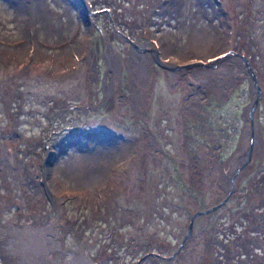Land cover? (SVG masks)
<instances>
[{"label":"rangeland","instance_id":"obj_1","mask_svg":"<svg viewBox=\"0 0 264 264\" xmlns=\"http://www.w3.org/2000/svg\"><path fill=\"white\" fill-rule=\"evenodd\" d=\"M110 1L89 0L107 8L83 18L74 0H0V251L9 253L1 264H213V213L237 189L260 187L258 53V70L250 60L262 88L254 112L260 141L233 190L195 217L190 236L171 253L191 211L227 192V163L249 141L254 90L233 59L177 69L165 63L229 48L250 57V48L264 50V40L247 33L254 11L248 0ZM254 2L264 9V0ZM162 197L171 214L148 227ZM41 237L48 260L38 249ZM82 251L88 256H65Z\"/></svg>","mask_w":264,"mask_h":264},{"label":"trees","instance_id":"obj_2","mask_svg":"<svg viewBox=\"0 0 264 264\" xmlns=\"http://www.w3.org/2000/svg\"><path fill=\"white\" fill-rule=\"evenodd\" d=\"M254 1L248 0V3L253 2V4L250 3V9L253 6L254 11L253 16L251 15L252 21L250 20V28L247 33L251 39H255L254 42L258 43L262 37V40H264V28H262L264 26V9L256 11ZM102 2L111 5L110 0H102ZM249 53L250 58L253 56V65L258 70L255 57L258 53L263 56L264 50L250 48ZM57 73V68H55L51 74L55 75ZM7 75L14 76L12 72ZM36 75V77H39V74ZM262 166H264V158ZM167 173L168 171L162 169L159 172L164 179L167 177ZM258 182L260 187L257 191L243 193L237 189V192L229 194L225 202L213 213L211 221L215 223L214 230L218 231L215 234L217 242L212 255L213 264H264V172L260 174ZM163 189L165 192H161L163 196H168L166 193L168 189L166 187H163ZM161 193H158V196ZM160 201L159 210H153L152 216L155 220L150 221L148 227L150 224H156V218L161 219L164 215L171 214L170 202L163 197ZM176 204H181L177 208L183 213L184 202L177 201ZM166 232L168 233V230Z\"/></svg>","mask_w":264,"mask_h":264},{"label":"water","instance_id":"obj_3","mask_svg":"<svg viewBox=\"0 0 264 264\" xmlns=\"http://www.w3.org/2000/svg\"><path fill=\"white\" fill-rule=\"evenodd\" d=\"M76 5L78 6L83 18H87L88 15H94L96 12H99L100 10L107 8V7H102V8H92L91 7V3L89 2V0H74ZM125 34V33H124ZM126 36H128L127 34H125ZM129 37V36H128ZM129 39L131 40V42L142 48L144 46H141L137 41L131 39L129 37ZM151 49L156 53L157 59L159 62H161V58L157 52V49L154 47H151ZM233 57H236V59H234ZM224 59H233L236 60L238 62H240L241 67L243 68L244 71L248 72V76H249V80H250V84L251 87L254 90V94L252 96L251 102L249 104L247 113L249 115V120H250V127H249V141L247 143V147L245 148V150L243 151L242 155V159L239 161V163H237L236 165H233L231 167V170L229 171V177H230V183H229V187L227 192L221 197L220 200H218L217 202H213L208 204L207 206L204 207H198V208H194L189 216V220L186 222L185 225V230L182 234L181 239L179 240L176 248L171 252L174 253L176 250L179 249V247L187 240V238L190 236L192 229H193V225H194V221H195V217L203 212H208L209 210L215 208L218 203H221L222 201L225 200V198L227 197L228 193L233 190L234 186H235V179L238 175L239 169L244 166L251 158L252 153H253V146L255 143H258L259 140V134H257L256 131V121H255V107L258 103L259 100V96L261 94V82H260V78L254 68V66L251 63L250 57L248 54L243 53L239 50H236L234 48H229L219 54H216L214 56H211L205 60L203 59H198V58H191L188 60H184V61H179V62H174V63H165V65L168 68H173V69H177V68H182L185 66H189L195 63H200L203 65H213L218 61L224 60ZM67 259H76L78 257L81 256H88L86 251H82V252H78L76 254H66L65 255Z\"/></svg>","mask_w":264,"mask_h":264},{"label":"bare ground","instance_id":"obj_4","mask_svg":"<svg viewBox=\"0 0 264 264\" xmlns=\"http://www.w3.org/2000/svg\"><path fill=\"white\" fill-rule=\"evenodd\" d=\"M43 13H44V12H43ZM44 16H45V15H44ZM45 17H46V16H45ZM106 44H107V43H106ZM108 46H109V45H108ZM110 53H111V55H112V54H113L114 56L116 55V52H114V50H111ZM143 54H146V52H144ZM233 58L236 59V57H233ZM111 59H112V58H111ZM115 59H117V58H115ZM144 59H145V58H144ZM109 60H110V59H109ZM236 60H237V59H236ZM111 62L113 63V61H111ZM114 66H115V65H114ZM136 74H137V73H136ZM135 80H136V78H135ZM115 82H116V81H114V83H115ZM114 83H113V84H114ZM134 83H135V82H134ZM249 127H250V124H248V126H246L247 129H245L244 141H245V139H246V136H247V133H248V129H249ZM249 130H250V129H249ZM248 135H249V134H248ZM244 141H243V142H244ZM242 150H243V144L240 146V150L235 154V156H234V157H233V158L227 163V167H228V168H231L233 165H236L237 163H239V161H240V157H241L240 154L243 152ZM87 179H88V178H87ZM37 227H39V226H37ZM20 229H21V228H20ZM20 229H19V230H20ZM28 229H29V228H28ZM0 230H1V229H0ZM26 230H27V229H26ZM38 230H39V229H38ZM7 231H8V230H7ZM7 231H6V232H7ZM17 231H18V230H17ZM17 231H16V232H17ZM23 231H24V230H23ZM23 231H22V232H23ZM34 231H35V230H34ZM20 232H21V231H20ZM22 232H21V233H22ZM24 232H25V231H24ZM44 232H45V231H44ZM27 233H28V232H27ZM32 233H33V232H32ZM9 234H10V233H9ZM9 234H8V235H9ZM24 234H25V233H24ZM34 234H35V233H34ZM16 235H17V234H16ZM22 235H23V233H22ZM26 235H27V234H26ZM11 236H12V235H11ZM14 237H15V236H14ZM19 237H20V234H19ZM49 237H51L52 239H54V237H52L51 235H50ZM9 238H10V237H9ZM9 238H8V239H9ZM41 238H42V243H41L40 248H38V249H41V250H39V251H41L43 254L45 253V256H44V255H43V256H44V258H45L46 260H48L49 258L47 257V258H48V259H47L46 256L49 255L50 252L47 251V245H46V243H45V241H44V237H41ZM13 239H14V238H13ZM13 239H12V240H13ZM52 239H51V241H53ZM26 240H27V238H26ZM15 241H16V240H15ZM27 241H28V240H27ZM27 241H26V242H27ZM47 241H48V240H47ZM9 242H10V241H9ZM11 242H12V241H11ZM20 242H22V241H20ZM35 242H36V241H35ZM35 242H34V243H35ZM54 242H56L55 239H54ZM13 243H14V242H13ZM15 243H16V242H15ZM24 243H25V242H24ZM24 243H23V244H24ZM29 243H30V242L27 243V246H28ZM51 244H52V243H51ZM57 244H58V243H57ZM57 244H56V245H57ZM19 245H20V244H19ZM24 245H25V244H24ZM24 245H23V246H24ZM32 245H33V244H32ZM33 246H34V245H33ZM38 246H39V245H38ZM0 247H1V246H0ZM4 247H6V246H4ZM4 247H3V248H4ZM17 247H18V246H17ZM17 247H16V248H17ZM3 248H2V249H3ZM16 248H15V249H16ZM8 249H9V247H8ZM4 250H5V249H4ZM11 250H12V249H11ZM23 250H24V249H23ZM26 250H27V249H26ZM28 250H29V249H28ZM6 251H7V250H6ZM6 251H0L1 253H3V255H0V256H1L4 260H5V256H4V255H5V254H9V253H7ZM12 251H13V250H12ZM15 251H17V250H15ZM29 251H30V250H29ZM32 251H33V250H32ZM36 252H37V251H36ZM19 253H20V252H19ZM24 253H25V252H24ZM33 253H35V252H33ZM33 253H32V254H33ZM42 253H41V254H42ZM46 253H47V255H46ZM21 254H22V253H20V256H21ZM28 254H29V253H28ZM32 254H31V255H32ZM39 254H40V252H39ZM10 255H11V254H10ZM15 255H16V254H15ZM35 255H36V254H35ZM50 255H51V254H50ZM33 256H34V255H33ZM39 256H40V255H39ZM36 257H37V256H36ZM13 258H14V256H13ZM17 258H18V257H16V259H17ZM38 258H40V257H38ZM38 258H37V259H38ZM44 258H42V259H44ZM50 258H51V257H50ZM19 259H20V258H19ZM32 259H33V257H32ZM45 259H44V260H45ZM14 260H15V259H14ZM6 261H9V260H6ZM29 261H30V259H29ZM50 261L52 262V260H50ZM18 262H19V261H18ZM30 262L32 263L33 261H30ZM35 262H36V261H35ZM38 262H39V261H38ZM38 262H37V263H38ZM51 262H50V263H51ZM19 263H20V262H19ZM22 263H24V260L22 261ZM0 264H1V263H0ZM16 264H17V263H16ZM41 264H42V261H41ZM52 264H53V263H52Z\"/></svg>","mask_w":264,"mask_h":264}]
</instances>
